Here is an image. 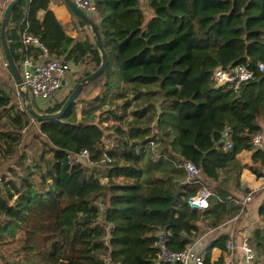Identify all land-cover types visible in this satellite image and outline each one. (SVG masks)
<instances>
[{"label":"trees","instance_id":"trees-1","mask_svg":"<svg viewBox=\"0 0 264 264\" xmlns=\"http://www.w3.org/2000/svg\"><path fill=\"white\" fill-rule=\"evenodd\" d=\"M63 1L20 0L14 7L7 41L19 67L27 57L40 62L46 50L75 65L90 58L99 68L102 58L95 40L69 36L51 9ZM94 2L107 66L60 118L34 119L16 86L6 83L0 71V174L5 176H0L1 264L7 258L13 264H156L161 230L166 248L180 252L200 221L217 225L241 210V205L227 210L222 188L214 191L204 211L191 208L188 199L203 186V176L217 179L219 168L232 166L240 187L245 165L237 156L245 150H255L253 161L264 168V148L252 143L255 133L264 134V70L259 67L264 64V0H147V8L141 0ZM26 35L42 46L25 42ZM0 49L5 58L1 37ZM239 64L253 69L254 77L238 91L218 89L213 70ZM128 85L137 89L139 117L148 110L141 104L153 106L146 122L137 120V126L129 127L135 101ZM97 88L87 100L85 95ZM154 91L161 96L160 112ZM66 99L48 109L39 108L33 98L32 103L39 112L54 113ZM78 104H84L81 118ZM227 126L230 149L224 148ZM153 142L167 143L170 158L180 156L201 169L202 183H182L187 175L179 183L193 187L181 200L171 186L144 178L142 158ZM84 149L90 153L88 164L74 158ZM7 160L14 161V184L6 181ZM100 176L108 180L102 182ZM259 215L264 221V200ZM227 238L206 248L205 264ZM249 241L264 260V226Z\"/></svg>","mask_w":264,"mask_h":264},{"label":"crops","instance_id":"crops-1","mask_svg":"<svg viewBox=\"0 0 264 264\" xmlns=\"http://www.w3.org/2000/svg\"><path fill=\"white\" fill-rule=\"evenodd\" d=\"M10 1L11 0H7L6 2L0 1V8L3 4ZM51 9L57 18L62 22L69 36L75 38L77 41L83 40L86 37L93 38V34L89 26L80 24L79 19L74 15L71 8L64 1L53 3L51 5ZM151 13L152 10L149 9V15H151ZM97 19L98 17H94V20L97 21ZM70 47L71 45L69 43H64V48L69 49ZM2 56L3 54L0 49V57ZM47 59L48 57L44 55L40 60V63L46 61ZM70 64L71 70L64 79L63 86L58 94L57 102L65 100L71 91L74 90L78 82L83 77H85V74L92 73L96 69L95 63L91 61L90 58H86L84 62L78 65H75L74 63ZM0 67H2L1 63ZM8 72H10V70ZM9 77V73L8 76H6V73L3 74V79L6 83L9 80ZM133 87L134 86L132 85H128L130 95L134 98L135 102L132 106L131 114L126 121L127 127L131 125L137 126V120L138 123H142V121L146 122L150 115L149 110L153 108L152 104L146 101L144 104H141L139 108H144V106H146L148 110H146L144 114V111L139 109V115H144L142 117L138 116L137 89L135 90ZM98 91L99 88L93 90L90 96L85 95L88 98L87 100H91V98L95 97ZM153 97L156 103L155 105L160 103L161 96L157 91H154ZM155 97L158 98L159 101H156ZM36 104L39 107L37 101ZM83 107L84 104H78L77 110L79 118H81V111ZM155 123L157 124V121H155ZM151 144V147L144 151L142 158L144 178L146 180H150L151 182L165 183V186H171L172 190L178 194V197H180L179 199L181 200L185 197L184 195L189 193L193 188L192 186H179L181 180H183L188 174L185 166L183 165V159L180 156L177 159L170 158L167 155V143L163 144L161 142L156 145L153 142ZM254 151L255 150H245L237 156V159L243 165H245L240 174V187L234 183L235 175L230 171V167L232 166L219 168L217 179L206 178L202 175L204 185L213 190V195L217 188H222L226 192V201L228 203L226 208L228 211L235 208L237 205H241L242 207L239 213L217 225H212L210 220L200 221L198 223V231L196 235L190 237L191 242L188 245L195 244L196 249L204 254L206 252V248H208L213 241L220 240V238L224 236L228 237L227 241H220L223 243V245L215 246L212 249L210 264H216L220 259H222V262L219 264H244V250L241 247L242 240L244 237H251L257 228H262L264 226V221L259 215V207L264 200V168L261 167L260 163L253 161ZM251 165L256 170L258 169L259 172H261V175H258L255 170L251 169ZM99 178L100 180L102 179V182H106L108 180L106 177L102 176ZM246 189H249V192H246ZM250 192L253 195V199L251 201L245 202V197ZM180 200L177 202V204H180ZM186 236L187 235L185 234V237ZM228 241H232L234 243L235 248L233 251H229L227 248ZM258 260L259 263H264V260L259 257ZM6 262L5 264H13L14 260L7 258Z\"/></svg>","mask_w":264,"mask_h":264},{"label":"built area","instance_id":"built-area-1","mask_svg":"<svg viewBox=\"0 0 264 264\" xmlns=\"http://www.w3.org/2000/svg\"><path fill=\"white\" fill-rule=\"evenodd\" d=\"M74 2L91 18L94 19V17H97V8L94 0H74ZM33 41L39 42L38 39L32 35L25 36V42L30 43ZM45 56H47L48 59L42 63L37 62L33 57L23 59L20 64V70L24 86L20 87L15 81L16 90L19 94L22 89L28 90L31 97L37 101L39 108L41 109H48L49 107L55 105L59 91L63 86L64 79L71 70V64L69 61L51 57L46 50ZM5 65L9 67L6 59ZM259 67L260 70H264L263 63H260ZM254 73L253 69L244 64H239L230 68L217 66L213 70V78L218 89L238 91L244 82H247L254 77ZM230 131L231 128L227 126L223 132L225 137V149H230L232 147ZM252 143L256 149L264 148V134L261 132L255 133L252 136ZM81 156L88 159L90 153L88 150L84 149L81 154L74 155V158L80 160ZM183 165L185 166L188 174L187 178L182 183H202L201 169L195 163L191 161H184ZM212 195L213 190L203 184L201 189L188 199V204L191 208L204 211L209 207V198ZM252 199L253 195L250 192L245 197V202L251 201ZM160 238L161 240L158 245L160 249V257L156 264H160L162 261L173 264L177 262L183 264H205V254L197 250L195 244L188 245L184 251L172 252L168 250L165 245V230L160 231ZM241 247L244 250V264H261L258 261L256 251L251 245L248 237H244L241 242ZM227 248L229 251H233L235 248L234 243L232 241H228Z\"/></svg>","mask_w":264,"mask_h":264},{"label":"water","instance_id":"water-1","mask_svg":"<svg viewBox=\"0 0 264 264\" xmlns=\"http://www.w3.org/2000/svg\"><path fill=\"white\" fill-rule=\"evenodd\" d=\"M20 0H11L5 7L4 15L1 22V29H0V37L2 41L3 51L5 54V58L8 61L9 68L13 74V77L16 81V83L23 87V78L21 74L20 67L15 62L9 45L7 41V28L9 25V21L12 15V11L14 7L18 4ZM64 2L71 8L73 12H75L91 29V32L93 34V38L95 40V43L101 53L102 62L99 68L86 77L82 79L74 88V90L71 92V94L66 99L65 103L61 107V109L57 112L50 113V112H39L32 103V98L28 90L22 89L20 91V96L22 98V102L25 105L26 110L29 112V114L36 120H50V119H58L60 118L64 112L70 107V105L79 97V95L82 93L84 88L88 85L89 82H91L96 77L100 76L107 66V52L103 44V40L101 37V33L99 32L97 23L91 18L87 13H85L75 2L74 0H64ZM36 46H42L40 42L33 41L32 42ZM157 108L159 112L161 111L160 103H157ZM80 161H82L84 164H88L87 159L83 156L80 157Z\"/></svg>","mask_w":264,"mask_h":264},{"label":"rangeland","instance_id":"rangeland-1","mask_svg":"<svg viewBox=\"0 0 264 264\" xmlns=\"http://www.w3.org/2000/svg\"><path fill=\"white\" fill-rule=\"evenodd\" d=\"M142 1V5L144 6V8H147V4H146V1L147 0H141ZM9 3V2H8ZM8 3H5V4H3L2 6H1V8H0V21L2 20V18H3V11H4V9H5V7H6V5L8 4ZM147 11L149 12V10L147 9ZM0 63H1V66L2 67H0V71H1V73L2 74H4V73H6V76H8V73H9V80L7 81V83L8 84H10V85H15V79L13 78V76H12V74H11V72H8L9 71V69H8V67L5 65V59H4V57L2 56V57H0ZM115 77L116 78H118V69H117V63H115ZM16 88V87H15ZM146 92H144V91H142L141 93H140V98H144L145 96H146ZM140 98H138V100L140 99ZM17 99V98H16ZM34 99V98H33ZM17 101V100H16ZM34 102L36 103V101L34 100ZM149 119V118H148ZM152 119V118H151ZM152 124H153V121H152ZM5 163V172L7 173L6 174V181H9V180H12V182L11 183H13L14 182V180L11 178V175H10V169L11 168H13L14 167V161H5L4 162ZM2 175H3V173H1L0 174V176L2 177ZM4 176V175H3ZM5 177V176H4ZM102 180V179H101ZM14 184V183H13ZM12 184V185H13ZM16 184H18L17 182H16ZM11 188L13 189V186H11ZM17 198V196H15L12 200H11V205H13V203H14V200ZM6 262V261H5ZM2 263V261H1V259H0V264ZM4 263V262H3ZM7 263V262H6Z\"/></svg>","mask_w":264,"mask_h":264},{"label":"clouds","instance_id":"clouds-1","mask_svg":"<svg viewBox=\"0 0 264 264\" xmlns=\"http://www.w3.org/2000/svg\"><path fill=\"white\" fill-rule=\"evenodd\" d=\"M94 20V19H93Z\"/></svg>","mask_w":264,"mask_h":264}]
</instances>
